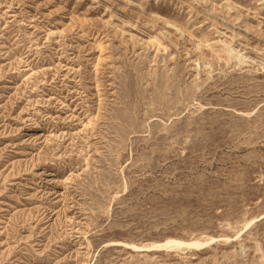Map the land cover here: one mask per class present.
I'll use <instances>...</instances> for the list:
<instances>
[{"label":"rangeland","instance_id":"obj_1","mask_svg":"<svg viewBox=\"0 0 264 264\" xmlns=\"http://www.w3.org/2000/svg\"><path fill=\"white\" fill-rule=\"evenodd\" d=\"M0 264H264V0H0Z\"/></svg>","mask_w":264,"mask_h":264},{"label":"bare ground","instance_id":"obj_2","mask_svg":"<svg viewBox=\"0 0 264 264\" xmlns=\"http://www.w3.org/2000/svg\"><path fill=\"white\" fill-rule=\"evenodd\" d=\"M248 225V224H247ZM213 238H209L206 241H200V240H190V241H183V240H179V239H171L168 238L165 241H163L162 243H158V244H150V245H128L130 246L132 249L136 250V251H146V250H154V249H160V248H171V247H176V248H180L181 246H187V247H203L208 245L210 242H212Z\"/></svg>","mask_w":264,"mask_h":264}]
</instances>
